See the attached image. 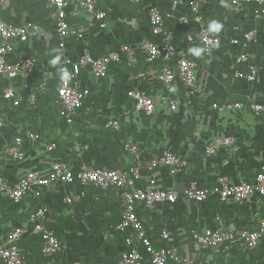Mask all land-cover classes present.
Instances as JSON below:
<instances>
[{"label": "crops", "instance_id": "obj_1", "mask_svg": "<svg viewBox=\"0 0 264 264\" xmlns=\"http://www.w3.org/2000/svg\"><path fill=\"white\" fill-rule=\"evenodd\" d=\"M97 2L108 13L107 27L101 28L84 10L69 7L68 19L76 33L65 37L61 46L56 8L48 0L0 1V21L14 25L33 22L38 26L7 56L11 63L23 57L33 58L37 61L35 70L28 76L0 75V180L5 177L16 181L31 170L46 173L56 161L67 163L75 171L92 167L124 170L132 164L123 148L124 141L130 140L141 146L144 160L158 158L170 150L186 161L175 174L165 165L144 169L141 185L155 179L161 188L183 191L192 179L203 187H213L221 176L231 182L254 181L264 164V114L256 115L246 105L249 101H264V19L255 12V6L242 4L225 9L221 0H206L202 6L203 24L207 29L211 21L222 25L218 32L210 31L222 39V45L210 55L202 51L196 56L189 49H202L198 39L200 24L192 19L188 0H180L178 5L172 0ZM153 6L170 15L160 33L153 31L149 21ZM182 15L191 17L188 24L178 22ZM252 28H258L259 34L249 44L250 61L260 63L262 70L254 82H248L234 74L238 68L246 69L247 63L236 62L244 46L233 43V39L241 40L244 32ZM168 31L173 33L172 42L177 48L174 59L186 54L198 62L193 94L179 80L161 82L158 74L164 62H149L140 49L145 39L165 42ZM124 44L134 48L136 63L129 64L124 56L104 78L96 77L90 66L83 67L79 79L86 91L85 102L72 113L71 121L61 115L57 90L64 58L77 59L85 53L102 55ZM54 50L63 53L56 66L50 63ZM138 73L143 75L136 78ZM8 87L16 90L18 106L4 98L3 91ZM129 90L154 98L156 113L134 111ZM31 94L36 95L35 104L29 101ZM171 101L177 104L175 109L170 107ZM236 101L245 106L225 111L212 106L214 102ZM111 120H118L121 128H109ZM30 132L40 137L31 138ZM18 136L24 143L22 160L7 153ZM227 137L233 138L232 144H224ZM51 143L56 147L49 150ZM209 145L217 146L215 154H207ZM42 205L50 208L45 224L63 240L66 248L62 252L45 253L44 241L34 231L30 217ZM139 214L149 236L159 238L157 246L166 244L193 264H264V240L249 250L239 238L210 249H197L190 239L193 230L209 226H256L264 219V200L238 204L223 202L216 196L196 201L182 195L175 203L139 207ZM122 216V197L117 188L55 183L27 192L18 202L0 193V241L10 228L20 226L21 246L30 264H119L124 236L116 234L114 228ZM163 233L169 234L164 242L160 240ZM138 246L144 264H152L144 246Z\"/></svg>", "mask_w": 264, "mask_h": 264}, {"label": "built area", "instance_id": "obj_2", "mask_svg": "<svg viewBox=\"0 0 264 264\" xmlns=\"http://www.w3.org/2000/svg\"><path fill=\"white\" fill-rule=\"evenodd\" d=\"M1 1V0H0ZM56 8V28L58 35L62 39L61 46H64V38L72 33H76L68 19L67 9L72 7L74 10H84L92 15L101 28L107 27L108 13L98 6L97 0H48ZM139 2L140 0H132ZM178 5L180 0H172ZM206 0H188V7L192 19L200 24L198 39L202 45L203 53L210 55L217 51L222 45V39L210 33L203 24L202 6ZM221 6L229 9L239 5H254L255 12L264 19V0H221ZM160 7L153 6L149 10V21L155 33L163 31L166 16ZM191 17L182 15L178 18L180 24H188ZM38 26L33 22H27L21 25H14L5 21H0V75H19L28 76L36 68L37 61L33 58L23 57L11 63L7 56L15 51L17 42H24L29 36L30 30H36ZM259 34L258 28L246 30L243 38L233 39V43H241L244 46L236 58L238 64L247 63L246 69L238 68L234 74L237 78L246 79L248 82H254L259 76L262 65L258 62H251L248 47ZM82 36L81 33H77ZM173 33H166V41L159 44L152 40L145 39L140 43V49L146 55L149 62L162 60L163 68L158 74L161 82L168 84L179 80L190 94L194 93L197 85L196 68L198 62L191 56L182 54L175 57L177 48L172 42ZM126 57L129 64L134 65L137 61L135 50L132 46L124 44L119 50H110L102 55L85 53L77 59L65 57L63 60L64 69L69 72L67 79H60L57 94L61 104V115L71 121V115L74 111L81 108L85 102L86 91L83 89L79 79L81 70L85 66H90L93 74L98 78L106 77L113 64L118 63L123 57ZM143 74L138 73L136 78ZM128 96L133 100V110L152 115L158 110L154 98L146 95L139 90H129ZM5 99L12 101L13 106H18L20 100L16 97V90L8 87L3 91ZM36 95L31 94L29 101L36 103ZM172 109L177 107L175 102H169ZM248 108L256 115L264 114V101H249L246 103ZM215 109L225 111L229 109H238L245 106V103L236 102H214ZM3 125L0 120V129ZM107 126L115 130L121 128L118 120H111ZM31 138H39L40 135L30 132ZM232 137H227L224 144H232ZM56 147L51 143L48 148L52 150ZM124 149L131 156L132 164L129 168L108 169L102 167H92L80 171L73 170L67 163L56 161L46 173L37 170L28 171L16 181L8 178L0 180V193H7L13 200L21 201L24 195L35 188H41L55 183L80 185L94 184L102 188H117L121 192L123 216L119 224L114 228L116 234H122L124 247L121 251L119 264H144L143 254L139 249V244L144 246L145 251L150 256L152 264H193V261L181 256L166 244L156 245V238L153 240L147 230L144 220L139 214V207H151L157 202L175 203L180 196L196 201H205L214 196L221 201L235 202L242 204L246 200L256 199L258 202L264 200V164L256 174L252 182L239 180L231 182L227 176H221L213 187H203L196 179H192L188 186L179 191L176 189L161 188L152 179L147 185H141L142 171L144 169L152 170L160 165H165L171 174L180 170L186 161L179 158L174 152L165 150L164 153L155 159L144 160L142 157V148L136 142L125 140ZM209 155L217 152V146L209 145L206 148ZM7 153L19 160L25 156L23 138L16 137L13 144L7 148ZM69 201L72 198L68 199ZM50 213L47 205H42L31 214V221L34 222V231L40 234L44 241L45 253L62 252L66 246L62 239L58 237L55 230L45 224V219ZM23 228L14 226L8 230L4 239L0 241V262L3 264H30L22 249L21 237ZM111 236V233L108 237ZM168 233L160 236L161 241L167 240ZM241 239L245 248L253 250L264 240V219H260L254 227H238L236 225L223 226L215 225L202 229H195L190 235V239L197 249L215 248L225 242ZM162 242V243H163Z\"/></svg>", "mask_w": 264, "mask_h": 264}, {"label": "clouds", "instance_id": "obj_3", "mask_svg": "<svg viewBox=\"0 0 264 264\" xmlns=\"http://www.w3.org/2000/svg\"><path fill=\"white\" fill-rule=\"evenodd\" d=\"M221 27H222V25L219 22L211 21L209 23L208 30L211 32H218L221 29ZM189 51H190V53H192L196 56H200L202 54L203 49L193 47V48L189 49ZM54 52L56 54L53 56V58L50 61L52 66H56V65L60 64L61 58L63 55V53L59 52L58 50H54ZM60 71H61V78L62 79H67L69 77V72L67 71V69H61Z\"/></svg>", "mask_w": 264, "mask_h": 264}, {"label": "trees", "instance_id": "obj_4", "mask_svg": "<svg viewBox=\"0 0 264 264\" xmlns=\"http://www.w3.org/2000/svg\"><path fill=\"white\" fill-rule=\"evenodd\" d=\"M124 148V147H123Z\"/></svg>", "mask_w": 264, "mask_h": 264}]
</instances>
